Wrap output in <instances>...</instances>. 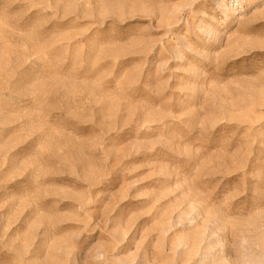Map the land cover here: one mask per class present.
I'll return each instance as SVG.
<instances>
[{"label": "rangeland", "instance_id": "374dc122", "mask_svg": "<svg viewBox=\"0 0 264 264\" xmlns=\"http://www.w3.org/2000/svg\"><path fill=\"white\" fill-rule=\"evenodd\" d=\"M0 264H264V0H0Z\"/></svg>", "mask_w": 264, "mask_h": 264}]
</instances>
